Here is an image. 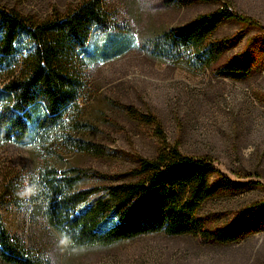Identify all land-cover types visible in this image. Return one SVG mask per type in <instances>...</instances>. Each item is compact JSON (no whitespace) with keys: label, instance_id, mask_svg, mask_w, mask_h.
<instances>
[{"label":"rangeland","instance_id":"1","mask_svg":"<svg viewBox=\"0 0 264 264\" xmlns=\"http://www.w3.org/2000/svg\"><path fill=\"white\" fill-rule=\"evenodd\" d=\"M83 0H0L34 22L64 16ZM112 19L92 34L86 87L68 124L29 142L0 139V215L7 230L51 264H264V228L232 244L200 236H142L111 246L75 247L47 222L37 200L46 170H79V189L131 183L141 160L172 148L206 157L226 177L249 184L244 194L204 203L206 228L229 227L237 213L264 200V0H106ZM229 9L207 40L216 54L201 66L194 53L164 60L153 40L197 17ZM121 45L107 59L104 51ZM253 73L243 81L219 76L233 61ZM16 75L0 77V89ZM41 115V110L37 109ZM90 144L96 151L78 147ZM0 264H5L0 259Z\"/></svg>","mask_w":264,"mask_h":264},{"label":"trees","instance_id":"2","mask_svg":"<svg viewBox=\"0 0 264 264\" xmlns=\"http://www.w3.org/2000/svg\"><path fill=\"white\" fill-rule=\"evenodd\" d=\"M106 0H83L64 16L34 22L0 7V77L16 75L0 89V139L25 143L68 124L86 87L85 65L94 31L107 30L112 19ZM233 13L223 8L197 17L153 40V53L164 60H183L194 53L201 66L216 54L207 40ZM107 59L123 53L117 45ZM253 70L238 61L219 76L236 81ZM37 109L42 114H37ZM78 147L96 151L90 144ZM49 169L41 177L37 200L48 224L75 247L111 246L142 236H200L219 244L236 243L264 228V200L240 210L233 223L215 231L199 216L201 206L220 194H244L249 184L223 175L206 157L160 151L141 160L139 179L131 183L79 189L85 177ZM0 259L5 264H51L12 235L0 215Z\"/></svg>","mask_w":264,"mask_h":264}]
</instances>
